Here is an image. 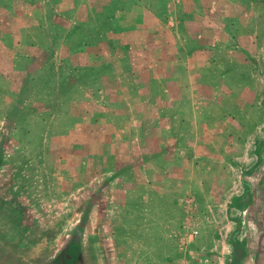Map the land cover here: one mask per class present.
I'll return each instance as SVG.
<instances>
[{
    "label": "rangeland",
    "instance_id": "374dc122",
    "mask_svg": "<svg viewBox=\"0 0 264 264\" xmlns=\"http://www.w3.org/2000/svg\"><path fill=\"white\" fill-rule=\"evenodd\" d=\"M11 194L108 209L113 264H219L236 230L264 264V0H0Z\"/></svg>",
    "mask_w": 264,
    "mask_h": 264
},
{
    "label": "water",
    "instance_id": "95a60500",
    "mask_svg": "<svg viewBox=\"0 0 264 264\" xmlns=\"http://www.w3.org/2000/svg\"><path fill=\"white\" fill-rule=\"evenodd\" d=\"M96 204L88 202V206H85L83 203L82 210L77 212L78 219L73 218L69 226L65 227L63 224H54V219L49 214L45 215L27 196L0 195L2 262L12 260L17 264H113L110 252H107L110 238L108 228L107 225L102 227L99 222L104 219V223H107L110 211H98ZM220 252H216L218 259ZM223 255L225 257L224 253ZM224 257L219 264L228 259ZM229 259L235 262L240 256L230 254Z\"/></svg>",
    "mask_w": 264,
    "mask_h": 264
},
{
    "label": "crops",
    "instance_id": "0c3cea01",
    "mask_svg": "<svg viewBox=\"0 0 264 264\" xmlns=\"http://www.w3.org/2000/svg\"><path fill=\"white\" fill-rule=\"evenodd\" d=\"M239 230H236V238L235 239H232V244L229 245H221L218 241H214V245H213V249L212 250H215V251H218L220 250L221 251V255H220V259L221 257L223 258L224 255L223 253L225 254V257L224 258H229V255L232 253V252H237L239 255H240V259H238L237 261L235 262H231V259H225L223 261V264H225L226 262L229 263V264H256L255 260L250 258V259H247L246 258V253H247V248H248V245L247 243H240L238 241V238L240 237V235H242V231L240 230V232H238ZM232 237V235H230V238ZM252 248V247H251ZM257 248H261L260 245L257 246ZM223 249V250H222ZM230 253L229 255H227V253ZM222 261V259H221ZM0 264H17L16 262H13L12 260L9 261V262H6V261H3L1 260V257H0Z\"/></svg>",
    "mask_w": 264,
    "mask_h": 264
}]
</instances>
